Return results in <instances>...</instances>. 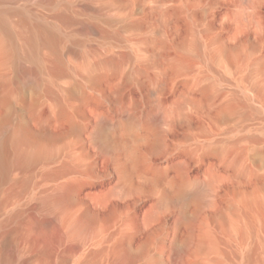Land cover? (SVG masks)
Returning <instances> with one entry per match:
<instances>
[{"label": "rangeland", "instance_id": "374dc122", "mask_svg": "<svg viewBox=\"0 0 264 264\" xmlns=\"http://www.w3.org/2000/svg\"><path fill=\"white\" fill-rule=\"evenodd\" d=\"M0 10L15 31L27 18L23 33L0 25V137L21 127L51 149L28 166L12 155L0 183L12 264L19 251L28 264H264V0ZM37 19L58 38L38 46L34 88L23 34ZM102 118L116 126L100 138ZM70 183L68 203L47 202ZM79 215L82 239L68 235Z\"/></svg>", "mask_w": 264, "mask_h": 264}, {"label": "bare ground", "instance_id": "6f19581e", "mask_svg": "<svg viewBox=\"0 0 264 264\" xmlns=\"http://www.w3.org/2000/svg\"><path fill=\"white\" fill-rule=\"evenodd\" d=\"M5 13L6 12L4 10H0V25L11 35L15 34V32L23 33L21 27L27 24V18L25 15L26 13L23 12L25 14H23L24 16L20 21V26L18 27L20 28V30L18 29V31H15L11 28L10 22L7 19ZM36 23L38 25V29H36V31L27 32L23 34L27 46L26 55L34 62V67L32 68V72L34 76L30 80V83L28 82L34 88L38 87L39 83H38L37 75L42 68V62L37 54L38 46L40 44L53 45L55 44L58 38L57 31L53 26L45 23L42 19H37ZM121 117L128 118L129 121L133 119V116L127 112L126 113L122 112ZM115 126L116 123H112L108 119L102 118L100 119L98 127L96 129V135L101 138L103 137L106 131L110 130V128L113 127L115 128ZM29 135L30 134L28 132H26L24 129L20 127V129L15 130L13 133H7L0 137V183L1 181L7 178L12 155L15 156L16 162L23 166H28L29 164L39 159L41 156L44 157L45 155H49L51 149L48 146L36 143V141L33 140V138L30 137ZM131 156L133 158H137L138 154L136 153V151H132ZM74 188L75 187L71 183L60 185L54 193L49 195L47 202H51L53 205L54 203L55 204L60 203L61 205H65L66 203L69 202ZM87 222L88 219L84 215H79L75 217L69 225L68 235L73 237L83 238L84 235L82 233L86 228ZM9 242L10 240L8 238H4V240L0 245V264H12V262L10 261V254H9L10 250L8 251L9 244L11 243ZM199 246L201 248V244ZM182 251L183 250L181 247L177 250V252H175L176 253L175 259H180ZM248 261H247L248 264H260V262H256V261L252 262L250 259ZM13 264H28V259L23 258L22 251H19L18 259ZM148 264H152V262L150 261V263ZM193 264H197V263H193Z\"/></svg>", "mask_w": 264, "mask_h": 264}]
</instances>
